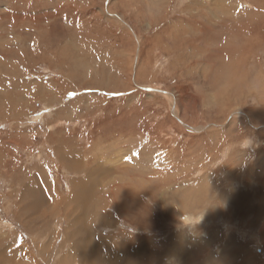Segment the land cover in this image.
I'll list each match as a JSON object with an SVG mask.
<instances>
[{"label": "rangeland", "instance_id": "374dc122", "mask_svg": "<svg viewBox=\"0 0 264 264\" xmlns=\"http://www.w3.org/2000/svg\"><path fill=\"white\" fill-rule=\"evenodd\" d=\"M0 91V264H264V0H0Z\"/></svg>", "mask_w": 264, "mask_h": 264}, {"label": "bare ground", "instance_id": "6f19581e", "mask_svg": "<svg viewBox=\"0 0 264 264\" xmlns=\"http://www.w3.org/2000/svg\"><path fill=\"white\" fill-rule=\"evenodd\" d=\"M27 18V17H26ZM15 19V17H14ZM30 20V19H29ZM6 21V20H5ZM9 22V21H8ZM32 22V21H31ZM20 23V22H19ZM35 25L37 24V20H34L33 22ZM32 23V24H33ZM39 24V23H38ZM127 24V23H126ZM206 26V25H205ZM39 30V29H38ZM64 33V32H63ZM51 34V32H50ZM19 35V34H17ZM23 35V34H22ZM49 35V34H48ZM16 36V35H15ZM26 36V35H25ZM64 36V35H63ZM21 37V36H20ZM19 37V38H20ZM42 38V37H41ZM242 38V37H241ZM4 39V38H3ZM11 39V38H10ZM18 39V37H17ZM49 39V38H48ZM24 40V39H23ZM51 41V40H50ZM22 42V41H21ZM63 42V41H62ZM186 43V42H185ZM18 44V43H17ZM22 44V43H21ZM13 46V45H12ZM7 48V46H6ZM18 48V47H17ZM21 48V47H20ZM8 49H9V46H8ZM11 49V47H10ZM13 49V48H12ZM9 53V51H7ZM58 52V51H57ZM7 54V53H6ZM17 55V53H15V56ZM240 66V65H239ZM14 89H17V88H14ZM19 96V95H18ZM21 97V96H19ZM15 96L13 95H9V96H6L0 91V111H7L8 113H12L15 111L16 107H17V104L18 102L16 100H14ZM21 100V98H20ZM175 101H176V104H177V101L178 99L175 97ZM177 107V106H176ZM183 123V122H182ZM185 124V123H184ZM183 124V125H184ZM67 146V145H66ZM74 148V147H73ZM68 152V151H67ZM67 160H65V158ZM63 157V162L67 163L69 165V168H72L74 170H77L78 167L80 166L81 163H83L82 161L79 160V157H74L71 156L70 159H68V157L65 155ZM78 163L79 165L76 166V163ZM86 170V169H85ZM84 170V171H85ZM82 171V170H81ZM92 184V183H91ZM89 183V186H87L86 184H83V183H77L75 186H77V188H75L74 190V195H73V198L70 197V200L74 203L75 202V205H76V209L79 211V209L81 210L80 211V217L78 218V220L76 221V224L78 225V223H80L81 225H79V230H86V232L84 233V235H86V233H88V235H91L90 234V230H88L89 228V225H88V222L85 220L87 219L88 221H90L89 217H88V214H89V202L90 200H84V198H86L87 196H89V193L91 192L92 193V185ZM95 186V185H94ZM90 193V194H91ZM33 198L35 197V195H32ZM41 198V197H40ZM57 201H59L57 199ZM77 201V202H76ZM87 204H88V207H87ZM52 209H54V204H52ZM86 213H87V216H86ZM86 216V218H85ZM85 218V219H84ZM93 220V219H92ZM84 241H86V239L84 238ZM88 245H91V243H88ZM90 261L88 260L86 263L87 264H90L89 263Z\"/></svg>", "mask_w": 264, "mask_h": 264}]
</instances>
